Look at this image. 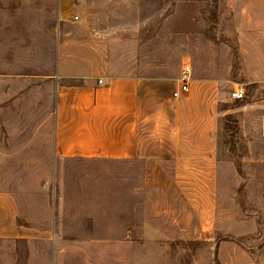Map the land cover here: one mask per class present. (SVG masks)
<instances>
[{
    "label": "rangeland",
    "instance_id": "1",
    "mask_svg": "<svg viewBox=\"0 0 264 264\" xmlns=\"http://www.w3.org/2000/svg\"><path fill=\"white\" fill-rule=\"evenodd\" d=\"M185 63L167 185L141 161L55 158L58 82L175 88ZM263 116L264 0H0V191L51 238L0 236V264H264Z\"/></svg>",
    "mask_w": 264,
    "mask_h": 264
},
{
    "label": "crops",
    "instance_id": "2",
    "mask_svg": "<svg viewBox=\"0 0 264 264\" xmlns=\"http://www.w3.org/2000/svg\"><path fill=\"white\" fill-rule=\"evenodd\" d=\"M100 80L54 85V109L43 123L52 130L50 150L55 158L141 161L146 187L167 185L159 161L176 154L180 144L179 98L173 97V82L136 77ZM18 151L34 152L35 147L28 142ZM20 196L0 191V236L49 242V229L18 222L25 215Z\"/></svg>",
    "mask_w": 264,
    "mask_h": 264
},
{
    "label": "built area",
    "instance_id": "3",
    "mask_svg": "<svg viewBox=\"0 0 264 264\" xmlns=\"http://www.w3.org/2000/svg\"><path fill=\"white\" fill-rule=\"evenodd\" d=\"M78 16H76L77 18ZM191 65L190 63H185L183 65V73L181 78L179 79V84L178 86L174 89L173 91V97L174 98H181L184 95L188 94L190 92L191 89ZM103 80H100V82H102ZM245 91L243 89L241 90H237V92L235 93V96L237 98H241L244 96Z\"/></svg>",
    "mask_w": 264,
    "mask_h": 264
},
{
    "label": "bare ground",
    "instance_id": "4",
    "mask_svg": "<svg viewBox=\"0 0 264 264\" xmlns=\"http://www.w3.org/2000/svg\"><path fill=\"white\" fill-rule=\"evenodd\" d=\"M262 126H263V131H264V116H263V125Z\"/></svg>",
    "mask_w": 264,
    "mask_h": 264
}]
</instances>
